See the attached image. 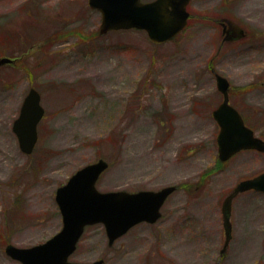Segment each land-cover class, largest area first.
Wrapping results in <instances>:
<instances>
[{"label": "rangeland", "instance_id": "obj_1", "mask_svg": "<svg viewBox=\"0 0 264 264\" xmlns=\"http://www.w3.org/2000/svg\"><path fill=\"white\" fill-rule=\"evenodd\" d=\"M150 1V0H144ZM186 28L156 44L141 29L100 32L89 0H0V264H21L8 243L31 246L62 227L56 190L99 158L110 166L102 191L160 189L175 184L163 216L109 244L103 224L88 226L72 261L104 264H264V192L233 201V236L223 200L243 179L264 172V152L243 150L218 165L224 96L216 73L230 81V101L264 139V0H192ZM248 35L221 45V20ZM31 87L45 115L39 140L24 153L13 130ZM215 168L207 185L202 172Z\"/></svg>", "mask_w": 264, "mask_h": 264}, {"label": "water", "instance_id": "obj_2", "mask_svg": "<svg viewBox=\"0 0 264 264\" xmlns=\"http://www.w3.org/2000/svg\"><path fill=\"white\" fill-rule=\"evenodd\" d=\"M190 0H89L91 7L101 12L100 32L119 29H143L155 43L172 39L187 24ZM229 25V26H227ZM225 39H239L245 30L234 22L224 23ZM228 27V28H227ZM12 59L3 57L0 65ZM217 87L224 99L213 111L220 126L217 137L219 158L223 161L244 149L264 152V139L255 135L239 110L229 102V79L216 73ZM45 114L41 104V94L31 87L25 96L18 117L14 120L20 148L31 153L38 141V124ZM109 167L104 158L89 163L75 171L56 190L62 228L47 240L31 246H18L9 243L5 247L7 255L22 264H104V259L93 262L71 261L78 242L86 226L102 223L112 245L134 225L147 221L156 222L162 215L161 208L177 186L167 185L158 190L142 189L131 192L124 189L101 191L97 188L100 175ZM247 190L264 192V172L243 179L225 197L222 204L226 240L222 253L232 238L231 221L235 196Z\"/></svg>", "mask_w": 264, "mask_h": 264}, {"label": "trees", "instance_id": "obj_3", "mask_svg": "<svg viewBox=\"0 0 264 264\" xmlns=\"http://www.w3.org/2000/svg\"><path fill=\"white\" fill-rule=\"evenodd\" d=\"M208 176H209L208 173L202 174L201 179L198 182H196V184H201V185L207 184V177ZM193 185H194V183H187L185 186L188 188V187H191Z\"/></svg>", "mask_w": 264, "mask_h": 264}, {"label": "flooded vegetation", "instance_id": "obj_4", "mask_svg": "<svg viewBox=\"0 0 264 264\" xmlns=\"http://www.w3.org/2000/svg\"><path fill=\"white\" fill-rule=\"evenodd\" d=\"M223 19V18H222ZM220 23H221V25H222V21H220ZM222 28H223V25H222ZM223 36H222V40H221V43H222V46H223V44L226 42V41H224V38H225V36L226 35H228V32H225V33H223L222 34ZM15 63V62H14ZM231 100V99H230ZM231 102V101H230ZM171 196V195H170Z\"/></svg>", "mask_w": 264, "mask_h": 264}, {"label": "bare ground", "instance_id": "obj_5", "mask_svg": "<svg viewBox=\"0 0 264 264\" xmlns=\"http://www.w3.org/2000/svg\"><path fill=\"white\" fill-rule=\"evenodd\" d=\"M190 3H191V2H190ZM181 32H182V31H181ZM181 32H180V33H181Z\"/></svg>", "mask_w": 264, "mask_h": 264}]
</instances>
